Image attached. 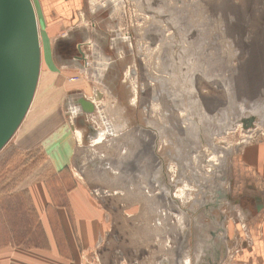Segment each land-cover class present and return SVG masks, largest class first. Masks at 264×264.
I'll return each mask as SVG.
<instances>
[{
    "label": "rangeland",
    "instance_id": "374dc122",
    "mask_svg": "<svg viewBox=\"0 0 264 264\" xmlns=\"http://www.w3.org/2000/svg\"><path fill=\"white\" fill-rule=\"evenodd\" d=\"M32 2L63 17L55 54L71 66L52 90L48 73L62 68L45 59L34 112L0 151V208L33 207L39 233L35 205L62 210L72 264H223V205L235 200L222 173L264 137V0ZM48 105L58 123L26 134ZM52 134L71 154L61 176ZM75 211L101 219L97 247H80Z\"/></svg>",
    "mask_w": 264,
    "mask_h": 264
},
{
    "label": "crops",
    "instance_id": "0c3cea01",
    "mask_svg": "<svg viewBox=\"0 0 264 264\" xmlns=\"http://www.w3.org/2000/svg\"><path fill=\"white\" fill-rule=\"evenodd\" d=\"M44 1L41 0V2ZM50 9L46 12L45 10H38L37 7L38 14L36 10L41 45V73L34 101L23 124H25L27 117L29 118V114L34 112V104L38 98L43 80L45 59L49 58V65L52 64V66L62 68L61 70H50L48 73L47 79L50 81L52 90L56 87H61V85L63 86V83L66 82L65 76L67 73L64 71L66 70L64 67L71 66L69 60L62 61V57L55 54L54 44L59 37V30L63 24L61 19L63 17L56 10L52 9L53 12H50ZM68 54L72 61H84L82 54L79 56L78 53V56H75L74 51ZM56 71L58 73H55ZM67 103L65 107H67L66 110L68 112L64 113L69 120L68 116L74 113L76 101L72 100L71 103ZM69 108H71L70 111ZM42 114V119L38 123L33 122L34 117L37 116L36 113L33 114V119H31V125L29 126L30 130L26 131V134H34L43 123L57 124L58 122L56 123V121L60 119L55 114L54 106L52 107L51 105L45 107ZM73 126L74 123L71 125V131H74ZM55 136L56 134L49 135L48 138L50 140L45 145L43 143V145L47 151L46 155L49 161L55 165L56 163H65L61 168H57L56 165L57 169L55 172L61 176L64 172V167L67 166L66 163L71 160V154L64 147V142L60 145L56 144L59 140L57 138L53 139ZM232 161L233 163L230 167H225L226 170L222 173L221 179L227 191L230 188L232 189L233 200H235V204L230 205L224 202L226 205H223V264H264V137L257 142L245 145L237 154V157H233ZM38 188V186L35 187L37 189L35 194L40 196L41 193ZM76 192L77 196L81 197L79 200L81 202L85 201V198L83 199L84 190L77 186ZM226 196L229 195L225 191H221L220 198L226 200ZM43 200H45V197L41 201L43 202ZM233 200L232 203L234 202ZM72 202L74 203L75 201ZM217 204L221 205L220 203ZM11 205L15 204L12 203ZM19 206L21 207V216H19L20 212L14 207L12 212L8 209L5 210L4 207L0 208V228L2 230L5 226H8L6 231L8 234H0V264H72L68 259L77 257L76 252L78 251L79 253L80 250L75 241L66 239V235H69L67 215L63 214L62 210L63 217L61 212L58 215L56 213L53 214L51 213L53 210L49 212L45 205L36 204L35 208L40 214L39 225L41 229L39 233L36 229L37 220L35 217H31L34 208L31 207L30 211L29 208L24 210L22 205ZM73 206L69 205L72 209ZM26 211L27 213H25ZM15 212H17V215ZM77 215L75 211L76 220L74 227L80 247H97L100 242L101 219L98 217L92 218L91 215L88 217L85 214ZM78 217L80 218L78 219ZM243 222L246 227L241 228V223ZM217 231L220 233L221 229ZM214 236V238H218L215 232ZM233 246L237 247L235 253L234 250L236 248H232Z\"/></svg>",
    "mask_w": 264,
    "mask_h": 264
},
{
    "label": "water",
    "instance_id": "95a60500",
    "mask_svg": "<svg viewBox=\"0 0 264 264\" xmlns=\"http://www.w3.org/2000/svg\"><path fill=\"white\" fill-rule=\"evenodd\" d=\"M41 45L31 0H0V151L17 133L34 101Z\"/></svg>",
    "mask_w": 264,
    "mask_h": 264
},
{
    "label": "flooded vegetation",
    "instance_id": "af4514ba",
    "mask_svg": "<svg viewBox=\"0 0 264 264\" xmlns=\"http://www.w3.org/2000/svg\"><path fill=\"white\" fill-rule=\"evenodd\" d=\"M80 47H82V46H80ZM79 51L81 52V48H79ZM81 54H82V52H81ZM82 56H83V54H82ZM85 56V55H84ZM162 175V174H161ZM154 176V175H153ZM153 179V178H152ZM157 180V179H156ZM159 181H160V183H161V181H162V183H163V181H168L167 182V184L165 183L164 184V186L169 190V191H175V187L173 186V184H171V183H169V181L170 180H166L165 178H163V180H162V178H161V180L159 179ZM161 183V184H162ZM172 197V196H171ZM173 199H174V197H172ZM176 198V197H175ZM173 201V200H172ZM173 206H175V207H178V205H173ZM217 207H219V205H216ZM223 222H224V216H223ZM191 231H192V229H191ZM212 234H214V233H212ZM214 237H216V236H214ZM212 259V258H211ZM220 259H221V257H220ZM220 259H218V260H220ZM178 262V261H177ZM207 262H209V261H207ZM213 262V261H212ZM189 264H190V262H189ZM204 264H216V263H211V261H210V263H204Z\"/></svg>",
    "mask_w": 264,
    "mask_h": 264
},
{
    "label": "bare ground",
    "instance_id": "6f19581e",
    "mask_svg": "<svg viewBox=\"0 0 264 264\" xmlns=\"http://www.w3.org/2000/svg\"><path fill=\"white\" fill-rule=\"evenodd\" d=\"M31 2H32V0H31ZM32 4H33V2H32ZM34 5V4H33ZM35 8V7H34ZM36 12V11H35ZM36 17H37V15H36ZM37 23H38V21H37ZM39 30V29H38ZM141 181V180H140ZM140 185V184H139ZM143 185V184H142Z\"/></svg>",
    "mask_w": 264,
    "mask_h": 264
}]
</instances>
